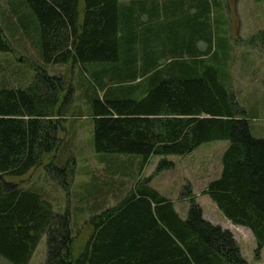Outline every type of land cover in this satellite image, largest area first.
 Listing matches in <instances>:
<instances>
[{
  "label": "trees",
  "instance_id": "obj_1",
  "mask_svg": "<svg viewBox=\"0 0 264 264\" xmlns=\"http://www.w3.org/2000/svg\"><path fill=\"white\" fill-rule=\"evenodd\" d=\"M192 1L197 16L183 13L182 1L173 3L172 15L179 17L163 27L160 12L167 5L160 10L155 4V20L135 26L133 8L120 0H26L39 22L46 62L83 69L96 64L84 71L91 86L83 96L93 111L98 152L148 160L187 155L207 141H230L222 173L204 193L229 221L251 230L261 259L264 138L252 134L251 118L233 90L228 67L235 48L223 26L221 0ZM263 37L259 32L248 42ZM11 49L0 22V51ZM71 83L40 71L26 88H0V254L13 264H29L47 234L45 264H249L233 233L205 219L195 198L183 218L146 179L114 206L93 212L78 252L69 210L58 213L39 190L2 180L27 174L56 151L45 166L62 172L67 189L68 167L58 155ZM171 165L162 160L158 168Z\"/></svg>",
  "mask_w": 264,
  "mask_h": 264
},
{
  "label": "rangeland",
  "instance_id": "obj_2",
  "mask_svg": "<svg viewBox=\"0 0 264 264\" xmlns=\"http://www.w3.org/2000/svg\"><path fill=\"white\" fill-rule=\"evenodd\" d=\"M181 1L184 3L181 7H185L183 13L197 16L198 10L191 6L194 4L192 0H120V3L125 9L133 8L135 26L142 22L148 26L155 20V4L160 10L162 5H167L166 11L162 9L160 12V24L165 27L169 19L179 17L172 15L175 11L170 6L173 3L178 6ZM221 3L224 7L223 26L229 30L235 48L228 67L233 90L251 118L252 134L264 138V37L257 38L254 44L248 42L251 37L264 32V0H221ZM0 22L12 46L11 50L0 51V88H26L40 71L71 79L74 86L73 94L65 93L68 109L59 131L63 142L58 155L61 162L58 163L68 167L67 189L63 186L62 172L56 169L48 172L45 166L54 160L56 151L46 155L43 164L27 174H5L2 180L39 190L54 204L58 213L69 210L79 238L73 246L75 252L85 243L80 237L83 234L87 237L90 230L86 221L93 212L114 206L138 180L146 179L174 202L183 218L195 198L202 207L204 218L233 233L249 264H264V248L261 259H256L257 242L251 231L227 220L210 196L204 193L208 184L222 173V157L229 140L204 142L187 155H153L148 160L135 153L98 152L94 122L90 117L93 111L87 104L89 98L83 96V89L91 86L84 71L94 70L96 64L85 65L83 69L79 64L46 62L42 57L39 22L26 0H0ZM217 30L221 31L220 26ZM199 45L205 47L204 42ZM162 160H168L172 165L160 169L158 165ZM47 239L48 235H43L29 264H45ZM0 264L13 263L0 254Z\"/></svg>",
  "mask_w": 264,
  "mask_h": 264
}]
</instances>
